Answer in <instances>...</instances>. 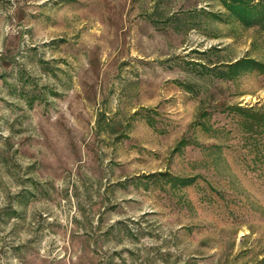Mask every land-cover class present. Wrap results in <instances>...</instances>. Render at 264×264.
<instances>
[{"label":"rangeland","instance_id":"rangeland-1","mask_svg":"<svg viewBox=\"0 0 264 264\" xmlns=\"http://www.w3.org/2000/svg\"><path fill=\"white\" fill-rule=\"evenodd\" d=\"M254 4L0 0V264H264Z\"/></svg>","mask_w":264,"mask_h":264},{"label":"trees","instance_id":"trees-1","mask_svg":"<svg viewBox=\"0 0 264 264\" xmlns=\"http://www.w3.org/2000/svg\"><path fill=\"white\" fill-rule=\"evenodd\" d=\"M225 7L230 12V14L235 15L242 23H244L247 27H251L252 25L257 23L256 17H254L253 9H256L257 4H254L255 0H223ZM262 14L264 16V6ZM251 69H259L260 71L264 70V66L261 64L250 60V59H244L236 62L235 64L229 65V77L232 78L238 74V71L244 70L248 71ZM241 111V110H239ZM251 123L249 122L248 127L254 128L255 126L263 127L264 128V115L254 116L252 117ZM251 128V129H252ZM187 142L180 141L178 143L177 147H183L186 145ZM180 183V182H179ZM189 183L188 181H181V184Z\"/></svg>","mask_w":264,"mask_h":264}]
</instances>
